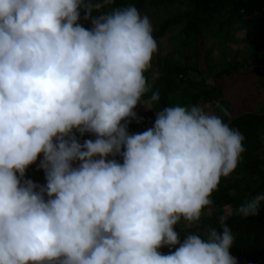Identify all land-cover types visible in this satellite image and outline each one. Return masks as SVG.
<instances>
[{"label":"rangeland","instance_id":"rangeland-1","mask_svg":"<svg viewBox=\"0 0 264 264\" xmlns=\"http://www.w3.org/2000/svg\"><path fill=\"white\" fill-rule=\"evenodd\" d=\"M74 3L75 15L67 16L66 9ZM143 3L139 15L132 13L138 28L99 38L96 30L117 13L108 0H0V67L15 63L24 41L43 19L49 33L24 59L35 62L43 57L60 63L37 71L14 66L0 73V264H30L35 254L42 256L39 264H82L69 247L83 237L105 236L111 253L123 254L146 214L135 207L132 196L156 203L165 194V177L157 178L151 188L153 176L168 170L171 175L190 174L195 186L212 178L217 188L243 196L245 202L236 215L230 211L221 216L238 226L234 216L241 218L244 212L263 207L264 70L253 68L264 61L256 36L259 17L215 11L207 16L208 26L201 27L202 38L187 32L182 22L154 39L159 25L187 11L189 4L186 0L157 7L148 0ZM215 28L220 30L216 39ZM164 63L183 71L176 80L178 89L165 97L167 106L162 98L144 101L139 94L146 90L145 77L157 76V65ZM129 102L136 121L123 123L121 118L124 125L114 128L111 122ZM56 107L63 115L53 117ZM79 108L92 114L94 126H104L109 136L120 132V161L127 164L118 179H110L112 187L122 188L110 198L89 176L79 190L72 189L75 161L85 167L86 174L92 169L91 152L74 137H89L75 121ZM107 113L113 120L106 118ZM48 143L53 145L54 167L50 155L43 158ZM16 157L21 160L16 162ZM205 160L208 165L197 168ZM251 162L259 165L258 170L248 167ZM189 190L190 186H184L180 197L189 201ZM189 202L193 210L204 208L198 196ZM81 209L88 212L85 225L90 232L71 234L74 225L80 226ZM106 210L118 220L112 234L97 230L96 222ZM205 210L204 218L210 219L212 210ZM156 219L170 226L185 224L160 214ZM251 237L264 263V227L225 237L197 249L192 257L186 249L169 248L162 261L240 264V254Z\"/></svg>","mask_w":264,"mask_h":264},{"label":"trees","instance_id":"trees-1","mask_svg":"<svg viewBox=\"0 0 264 264\" xmlns=\"http://www.w3.org/2000/svg\"><path fill=\"white\" fill-rule=\"evenodd\" d=\"M117 10L114 18L103 27L96 30L95 34L99 38L117 34L125 30L136 29L138 24L134 19V14H140L141 8L146 4L143 0H108ZM153 6H161L164 4H171L172 0H148ZM189 4V8L184 13L174 16L170 19L163 21L158 31L152 34L154 39H159L164 36L165 32L172 26L185 23L187 32L196 35L199 38L203 37L202 29L208 26L207 16L215 11H228L230 15H250L259 17L260 24L256 29V36L260 43L259 51L264 56V0H186ZM76 3L71 8H67L65 14L67 16H74L76 13ZM132 13H134L132 15ZM9 14V8L3 14L4 18H7ZM49 33V28L46 20H41L39 26L34 30L29 37L24 41L20 51V57L15 61L13 65L6 68L0 67V73L9 71L14 66H25L30 71H37L41 68L59 66L60 63L49 60L46 58H38L35 62H28L24 59L26 54L32 48L33 45L43 42ZM220 35L219 28H215L213 37L218 38ZM159 70H156L158 75L150 79L145 77L146 83L144 84L146 90L139 92L135 89V92H139L141 99L148 101L152 98H162L161 102L167 106L166 96L174 93L178 89L176 82L177 78L183 71L180 68L169 69L168 65L158 64ZM260 68L264 70V61H258L253 64V68ZM222 72L219 76L223 75ZM232 73L227 75L232 76ZM184 77V76H182ZM114 82L113 78L112 81ZM215 88L212 87L210 92H214ZM200 94L194 96L192 101L199 98ZM210 95V94H209ZM213 96V95H211ZM202 97V96H201ZM133 105L131 102L121 107L122 114H118L116 120H113V116L107 113L106 118L113 120L112 126L115 128H121L123 123H130L136 121V116L131 111ZM53 117L56 115H63L60 109L57 107L52 110ZM125 116V118L123 116ZM139 115V114H138ZM124 122L122 123V119ZM126 119V120H125ZM76 123L82 129V132L88 133L86 136L77 137V141L80 146L87 151L91 152L90 164L91 170L86 174L85 167L76 160L75 168L72 173L73 177V191L79 190L82 187L85 176L92 177L97 180L100 191L103 196L110 198L115 194H119L122 190L121 186L112 187L109 184L110 179L119 178L123 174V168L127 164L121 163V148L119 144L121 139L117 137L119 131L114 132V136H109L104 126L99 129L94 126L95 122L92 114H87L83 108H79L75 117ZM53 137H56L57 133L54 130L51 131ZM73 135V134H72ZM25 146V144L23 145ZM52 143H48L43 158H47L48 155L52 157V167L55 166V155L52 152ZM158 152H162L159 150ZM213 156L216 155V149L213 150ZM62 154L57 155L60 157ZM163 161L167 159L165 152L161 153ZM212 156V157H213ZM20 157H16V162H19ZM1 163V162H0ZM197 168L202 169L208 165L207 160L198 162ZM210 163V162H209ZM248 167L252 170H258L259 165L257 163H250ZM189 170V169H188ZM245 170H242L244 173ZM190 172V170H189ZM1 173V172H0ZM241 173V172H239ZM172 174V173H171ZM169 170L161 174L154 175L151 188L157 182V178H164L165 194L162 195L159 200L150 201L149 199H141L138 195L132 196V202L135 203L137 209L146 210L145 217L137 224V228L132 233V237L129 241L127 250L121 255H113L111 253L110 240L105 236H97L95 238L83 237L77 242H74L69 247V253L78 257L82 264H166L163 263V257L165 256L169 248H183L189 254V257L195 255L197 249H206V247L218 244L222 242L225 237L231 235H242L247 231L257 230L264 227V203L263 207L258 210H252L251 212H244L241 218H235L240 221V224L229 222L221 218L224 212H232L237 214L236 209H241L243 205L244 197L237 194L227 188L221 186L217 188L214 184L215 181L212 178H207L195 186L190 180V174L181 172L171 175ZM245 175V174H243ZM235 176V175H234ZM2 183L0 182V185ZM190 186L188 199L191 201L196 196L199 197V201L204 204V208H198L193 210V206L187 199L180 197V192L184 186ZM27 193H24V196ZM204 201V202H203ZM78 206L82 208V204L78 202ZM205 209L212 210L210 219L204 218ZM82 210V209H81ZM243 212V211H242ZM241 212V213H242ZM259 213V216L256 215ZM91 214V213H89ZM160 214L163 216H169L172 219H182L185 221L184 225L170 226L164 222H157L156 216ZM88 212L82 210V215L79 217L80 226L74 225L72 227L71 234H83L82 232H90L89 228L85 225V218ZM249 220V221H247ZM91 222L93 219L91 218ZM253 221L256 225L252 224ZM243 223V224H242ZM97 230L101 234H112L118 228V220L110 217L109 210L101 213L100 220L96 222ZM63 230L67 227L62 226ZM246 249L242 252V262L240 264H264L259 255L260 251L257 250L255 240H249ZM256 248H253L252 246ZM146 254L148 259H143L142 256ZM42 260L40 254L33 255L30 264H39Z\"/></svg>","mask_w":264,"mask_h":264}]
</instances>
